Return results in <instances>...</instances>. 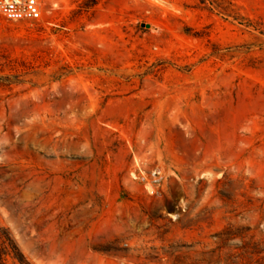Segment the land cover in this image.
Wrapping results in <instances>:
<instances>
[{
    "label": "rangeland",
    "instance_id": "1",
    "mask_svg": "<svg viewBox=\"0 0 264 264\" xmlns=\"http://www.w3.org/2000/svg\"><path fill=\"white\" fill-rule=\"evenodd\" d=\"M0 14V264H264V0H40Z\"/></svg>",
    "mask_w": 264,
    "mask_h": 264
},
{
    "label": "built area",
    "instance_id": "2",
    "mask_svg": "<svg viewBox=\"0 0 264 264\" xmlns=\"http://www.w3.org/2000/svg\"><path fill=\"white\" fill-rule=\"evenodd\" d=\"M0 14L13 22L39 20L43 15L40 0H0Z\"/></svg>",
    "mask_w": 264,
    "mask_h": 264
},
{
    "label": "trees",
    "instance_id": "3",
    "mask_svg": "<svg viewBox=\"0 0 264 264\" xmlns=\"http://www.w3.org/2000/svg\"><path fill=\"white\" fill-rule=\"evenodd\" d=\"M15 249L17 250V248L15 247ZM15 250V253L18 255V257L20 258V260L22 261L23 264H26L25 262V258L22 254H20V252H16Z\"/></svg>",
    "mask_w": 264,
    "mask_h": 264
}]
</instances>
